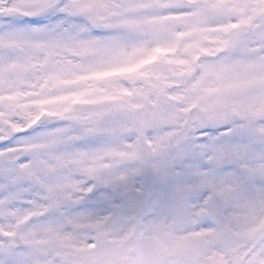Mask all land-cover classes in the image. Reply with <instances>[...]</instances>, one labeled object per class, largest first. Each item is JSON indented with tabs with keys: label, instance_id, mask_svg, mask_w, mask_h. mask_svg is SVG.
Returning <instances> with one entry per match:
<instances>
[{
	"label": "snow or ice",
	"instance_id": "obj_1",
	"mask_svg": "<svg viewBox=\"0 0 264 264\" xmlns=\"http://www.w3.org/2000/svg\"><path fill=\"white\" fill-rule=\"evenodd\" d=\"M0 264H264V0H0Z\"/></svg>",
	"mask_w": 264,
	"mask_h": 264
}]
</instances>
